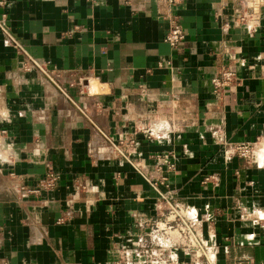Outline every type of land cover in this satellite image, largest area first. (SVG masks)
Segmentation results:
<instances>
[{
  "label": "crops",
  "instance_id": "obj_1",
  "mask_svg": "<svg viewBox=\"0 0 264 264\" xmlns=\"http://www.w3.org/2000/svg\"><path fill=\"white\" fill-rule=\"evenodd\" d=\"M234 7L0 0V264H264V10L224 32ZM223 65L237 79L214 93ZM166 160L206 255L139 224L166 203L136 167Z\"/></svg>",
  "mask_w": 264,
  "mask_h": 264
},
{
  "label": "built area",
  "instance_id": "obj_2",
  "mask_svg": "<svg viewBox=\"0 0 264 264\" xmlns=\"http://www.w3.org/2000/svg\"><path fill=\"white\" fill-rule=\"evenodd\" d=\"M169 4H178L182 0H166ZM235 15L233 21H228L226 18L222 20V30L227 32L230 26H243L249 33H253L260 24L261 12L264 10V0H233ZM219 12H217V15ZM171 25L165 35V42L172 47H177L185 38V33L181 25L174 18H169ZM237 77L235 70L230 66H220L217 72L211 79L212 90L214 93H219L223 88L235 83ZM221 145L227 152L235 154L241 158L250 159L254 156V145L248 142H225L220 138ZM158 156V155H157ZM142 174L149 185L157 191L159 198L166 203V211L157 219L143 220L140 225L148 227V235L152 239L160 238V230L174 232L180 238L185 239L183 246L189 251L194 252L196 256L206 255L205 244L199 235L195 222L193 220V208L189 205H184L176 196V191L169 187L168 174L174 169V164L166 160L163 164H156L153 167H136ZM58 174L48 172L43 177L36 188L26 189L28 192L35 193L42 188H51L58 181ZM157 234L159 236L157 237Z\"/></svg>",
  "mask_w": 264,
  "mask_h": 264
}]
</instances>
